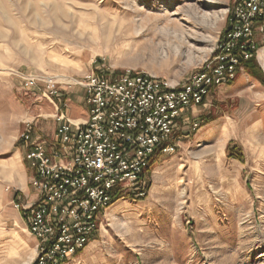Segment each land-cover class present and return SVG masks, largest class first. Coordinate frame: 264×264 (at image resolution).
Wrapping results in <instances>:
<instances>
[{
    "label": "rangeland",
    "instance_id": "obj_1",
    "mask_svg": "<svg viewBox=\"0 0 264 264\" xmlns=\"http://www.w3.org/2000/svg\"><path fill=\"white\" fill-rule=\"evenodd\" d=\"M208 1L0 0V264L37 257L24 211L38 198L21 136L29 129L51 145L57 114L91 72L184 84L233 20L237 0ZM254 39L264 73V21ZM173 139L176 151L145 174L149 192L124 193L67 264H264V84L244 68ZM230 144L242 160L229 158Z\"/></svg>",
    "mask_w": 264,
    "mask_h": 264
},
{
    "label": "built area",
    "instance_id": "obj_2",
    "mask_svg": "<svg viewBox=\"0 0 264 264\" xmlns=\"http://www.w3.org/2000/svg\"><path fill=\"white\" fill-rule=\"evenodd\" d=\"M263 21L264 0H237L215 57L184 84L132 71L91 72L80 83L85 121L59 112L51 145L29 129L21 136L38 198L25 211L37 241L35 264H67L88 248L119 189L133 190L155 155L174 153L185 115L207 108L212 92L238 79L242 62L258 52L254 35ZM52 96L60 97L55 90Z\"/></svg>",
    "mask_w": 264,
    "mask_h": 264
},
{
    "label": "trees",
    "instance_id": "obj_3",
    "mask_svg": "<svg viewBox=\"0 0 264 264\" xmlns=\"http://www.w3.org/2000/svg\"><path fill=\"white\" fill-rule=\"evenodd\" d=\"M231 28H232V23H231V26L224 32V34L222 36V39H224V37L231 30ZM242 66H243V68H245L250 73V75L253 78L257 79L260 83L264 84V73L261 70V68L258 66L257 61L255 59V56L252 59H250L249 61L242 62ZM227 153H228L229 158H239V160H242V158H243V155H242L241 151L238 150L237 147L234 146L233 144H230L228 146ZM157 155H155L154 158ZM153 159H152V161H153ZM26 164H27L28 168H30L32 170L30 164L28 162H26ZM151 164H152V162H151ZM149 169L147 171H149ZM32 172H33V176H34L35 173H34L33 170H32ZM145 174L139 180V183L135 187V190L128 191V189L120 188L119 191H118L119 193H118V195L116 197V200H115L114 204L117 203L123 197L124 193H126V195H128V196H130L132 198H133V196H135L137 194L138 195L147 194L149 192V190L151 189V183L147 180L148 178H146L147 175L145 176ZM135 192H139V193H135ZM24 215L27 218L26 212H24ZM94 238L92 239V241L94 240Z\"/></svg>",
    "mask_w": 264,
    "mask_h": 264
},
{
    "label": "crops",
    "instance_id": "obj_4",
    "mask_svg": "<svg viewBox=\"0 0 264 264\" xmlns=\"http://www.w3.org/2000/svg\"><path fill=\"white\" fill-rule=\"evenodd\" d=\"M69 101L70 102L67 101L69 104L66 105L67 109L63 113H65L66 116L69 119H71L72 121H75V122H83V121H85L87 119V115H88V107L85 104V91H84V89H83L82 96H79L76 99H70ZM75 101H77V103H75ZM71 109H76V111H78V114L70 116V110Z\"/></svg>",
    "mask_w": 264,
    "mask_h": 264
},
{
    "label": "bare ground",
    "instance_id": "obj_5",
    "mask_svg": "<svg viewBox=\"0 0 264 264\" xmlns=\"http://www.w3.org/2000/svg\"><path fill=\"white\" fill-rule=\"evenodd\" d=\"M216 3H217L216 0H209V1H208V5H210V6H213V5H215Z\"/></svg>",
    "mask_w": 264,
    "mask_h": 264
}]
</instances>
